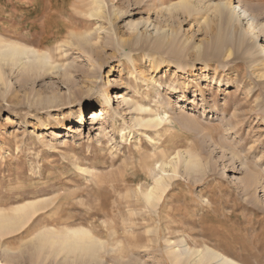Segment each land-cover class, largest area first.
I'll return each mask as SVG.
<instances>
[{
	"label": "rangeland",
	"instance_id": "374dc122",
	"mask_svg": "<svg viewBox=\"0 0 264 264\" xmlns=\"http://www.w3.org/2000/svg\"><path fill=\"white\" fill-rule=\"evenodd\" d=\"M91 1L0 0V40L48 52L56 65L43 74L1 62L0 212L38 206L0 232V264H183L174 255L188 246L264 264L262 48L253 61L234 39L208 56L219 20L207 4L226 0H192L193 13L172 18L160 0ZM232 1L264 24V0ZM235 23L232 33L242 34ZM243 29L247 44L261 47L263 27L257 41ZM163 34L171 41L159 44ZM101 107L103 118L90 122ZM83 111L88 121L78 125ZM154 114L159 126L134 125ZM177 151L194 153L199 166L179 165L151 207L143 191ZM80 226L101 242L92 256L35 247L45 228Z\"/></svg>",
	"mask_w": 264,
	"mask_h": 264
},
{
	"label": "bare ground",
	"instance_id": "6f19581e",
	"mask_svg": "<svg viewBox=\"0 0 264 264\" xmlns=\"http://www.w3.org/2000/svg\"><path fill=\"white\" fill-rule=\"evenodd\" d=\"M168 1L169 0H160V3L164 6H162V8L159 9V11L163 12V14L164 12L168 13V16H170L171 18L174 14H179L180 11L182 13H186L187 15H190L196 10V7L193 5L192 0H181L176 3L175 2L167 3ZM196 1L200 3L203 2L202 0H196ZM232 2H233L232 0L220 1L217 3H213V1L212 2L208 1L207 7L208 8L211 7V9L214 10L217 19L219 20V24L218 23L216 24L217 31L211 36L209 40L210 53H208V56L216 57V55H218L220 52H223L226 49V47L229 44H231V42H233V40L235 39L238 42V44L246 43V46L248 45V49L246 53H248L249 58L255 61L253 56H255L257 53H260L261 48L262 51L264 52V38L260 37V39L263 41L261 43V47L254 48L256 49L254 50L252 46L247 44V41L244 37L245 29H243V25L245 26L246 30H248L247 35L250 38L255 39L257 41L258 34L255 32V30L261 26L263 27L264 30V24H262L258 20V17L255 14H253L251 11H249V9L243 3L239 2L238 4L234 5ZM90 4H93V7L96 8L98 7V5L102 6L103 0H92ZM201 10L202 9L200 8V11ZM118 12L122 13L123 10L119 9ZM204 21L207 22L205 19ZM235 22L242 24V28H241L242 34L238 33V35H234L232 33V30L230 28L232 27V24H234ZM168 36L169 35L167 34L161 35L159 37L158 43L163 44L166 42L167 43L170 42L171 40L169 39ZM261 40L259 42H261ZM196 49L199 52L201 50V45L196 46ZM207 49L208 48H204L203 51H206ZM203 51L201 50V52ZM50 55L51 54H49L48 52H40L38 50L27 48L23 45H19L14 42H6L0 40V79L4 77L1 62L6 63L7 65H10L12 67L19 64V66H21L22 69L26 71H33L34 69L36 70L35 72H37L38 70L41 71L43 70V74H44L49 69H53V68L55 69L56 66V65L53 66L52 63L50 62L51 59ZM24 57L26 59L23 61ZM196 80L193 81L196 82ZM203 81L207 82L208 79L204 78ZM216 81H219L217 77L212 78L213 84H216ZM179 87L181 89L187 88V86L184 87L179 86ZM172 88L177 89L178 87H172ZM191 90H193V88ZM116 95H117L116 97L118 99H121L122 102H125L127 104L129 103L126 102L124 96L121 95L120 92H117ZM102 98H103V102L105 103V106L111 107L110 106L111 101L109 99L110 97H108V94L106 92L102 93ZM171 99L173 98L168 97V105L170 104L173 106V101ZM132 104L133 105H131V109L133 111H137L140 113L145 111L144 108L136 106L134 105V103ZM105 113H106L105 108L101 107L99 109H93L90 112H88V120H90V122L92 123H97L100 119L103 118ZM88 120H87V115H85L83 111L80 114V118L77 124L85 125V123H87ZM133 122L134 125L138 127H154V126H159L162 122V119L157 114H154L153 116H150L148 118H145L143 116L134 118ZM175 153L176 154H174L169 160L162 162V171L158 176H156L153 179L152 184L149 187L145 188V190L143 191V198L145 202L151 207L152 206L158 207V205L162 202L164 195L166 194L171 184L172 179L178 175V169H179L178 167H180L179 165H182L185 171H190L192 168H196L199 166V159L197 156L194 155V153H191L189 151H187L186 154H183V152L179 153L178 151ZM249 178L250 177H248V179ZM37 202L38 201L36 200L26 201L23 204L20 205L18 204L17 206H15L13 210L11 209L12 210L10 211L11 213L10 212L2 213L3 211L0 212V232L1 231L4 232L5 230L11 229L17 222L21 220L23 221L27 220L32 214L35 213V207L37 208L38 206ZM87 229L88 228H84L81 226L69 227L66 228L63 233H59L54 231L53 229L45 228L43 229V231H41L38 234L37 246L35 245V247L38 250L57 248V252H62L66 250V254L78 253L81 258L85 256H92L93 254H95V250L97 249L96 246L98 244L101 245V242L99 241V239L95 238L96 236L94 237L93 234L90 233V230ZM174 257H175L174 258L175 263L182 262L183 264H186L188 259L192 257L195 264H207V263L209 264V262L211 261L214 264H241L231 259L230 257L224 255L223 253L221 254L220 252L208 246L206 247L204 246V248L202 249L201 248L192 249L189 248L188 246L185 247L183 251L176 252Z\"/></svg>",
	"mask_w": 264,
	"mask_h": 264
}]
</instances>
